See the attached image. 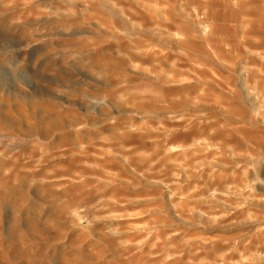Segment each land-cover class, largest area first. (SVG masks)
Segmentation results:
<instances>
[{
	"label": "clouds",
	"instance_id": "clouds-1",
	"mask_svg": "<svg viewBox=\"0 0 264 264\" xmlns=\"http://www.w3.org/2000/svg\"><path fill=\"white\" fill-rule=\"evenodd\" d=\"M0 10L44 22L25 32V49L46 45L37 62L103 83L52 89L85 112L51 96L9 101L0 264H264V0Z\"/></svg>",
	"mask_w": 264,
	"mask_h": 264
},
{
	"label": "rangeland",
	"instance_id": "rangeland-1",
	"mask_svg": "<svg viewBox=\"0 0 264 264\" xmlns=\"http://www.w3.org/2000/svg\"><path fill=\"white\" fill-rule=\"evenodd\" d=\"M15 15L14 12L0 10V119L7 121L11 118L9 101L17 96L29 99L51 96L69 104L70 107L77 108L81 112L87 111L88 108L80 100H73L68 96H57L52 89L57 84L67 85L76 91L85 86L95 88L97 85L102 89L103 83L95 81L94 77H91L75 64L65 68L63 66L54 67L52 64L46 66L43 59L37 62L46 45L36 44L29 49H25V32L27 27H32L35 24L43 25L44 22L28 19L23 23H18L15 22ZM50 34L52 33H45V35ZM55 34L65 35L63 33ZM53 43L57 47L61 45V41H53ZM56 65H59V61L56 62ZM217 75H220V73H217ZM90 107L95 108L97 114L103 116V104L91 105ZM11 108L15 111L16 105L12 104ZM36 116L37 119L48 118L39 109ZM102 146V142H98L94 151L98 152ZM2 218L5 232H7L10 221L7 206L3 209Z\"/></svg>",
	"mask_w": 264,
	"mask_h": 264
}]
</instances>
